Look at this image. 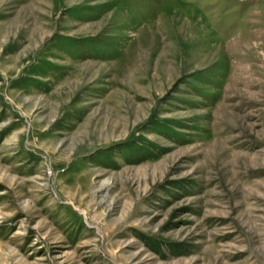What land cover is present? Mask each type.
I'll return each mask as SVG.
<instances>
[{
	"label": "rangeland",
	"instance_id": "rangeland-1",
	"mask_svg": "<svg viewBox=\"0 0 264 264\" xmlns=\"http://www.w3.org/2000/svg\"><path fill=\"white\" fill-rule=\"evenodd\" d=\"M0 264H264V0H0Z\"/></svg>",
	"mask_w": 264,
	"mask_h": 264
},
{
	"label": "bare ground",
	"instance_id": "bare-ground-1",
	"mask_svg": "<svg viewBox=\"0 0 264 264\" xmlns=\"http://www.w3.org/2000/svg\"><path fill=\"white\" fill-rule=\"evenodd\" d=\"M108 179L102 180L100 184L96 187L95 192H99L103 189H105L108 186Z\"/></svg>",
	"mask_w": 264,
	"mask_h": 264
}]
</instances>
